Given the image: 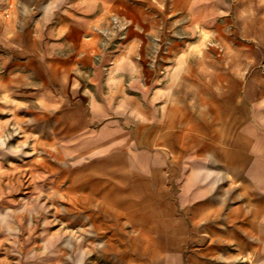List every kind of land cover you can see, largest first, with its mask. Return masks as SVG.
<instances>
[{"label":"crops","instance_id":"0c3cea01","mask_svg":"<svg viewBox=\"0 0 264 264\" xmlns=\"http://www.w3.org/2000/svg\"><path fill=\"white\" fill-rule=\"evenodd\" d=\"M39 2L28 16L26 0H0V70L22 71L8 91L31 88L41 118L25 131L26 165L40 167L31 188L0 186V264H264V25L247 76L226 93L223 58L140 55L162 5L202 31L227 0ZM212 7L220 12L208 20ZM134 20L140 46L130 56L118 26ZM20 196L31 200L15 205ZM65 196L103 206L66 222L48 205Z\"/></svg>","mask_w":264,"mask_h":264},{"label":"rangeland","instance_id":"374dc122","mask_svg":"<svg viewBox=\"0 0 264 264\" xmlns=\"http://www.w3.org/2000/svg\"><path fill=\"white\" fill-rule=\"evenodd\" d=\"M227 1L225 13L220 17V20L209 24L202 31L197 29L195 23L174 19V12H169L168 4L162 5L160 22L155 27L152 25L147 27L148 23H145V35H155V37H145L142 43L145 52L140 55V58L149 63L169 61L211 62L223 58L226 63L225 91L228 93V89L233 87L232 84L236 79L243 83L247 76L250 50L261 47V45L255 44L254 32L259 25H264V0ZM22 6L28 15L32 11L33 13L38 12L40 2L39 0H26V3ZM15 7L17 6H10L6 13L12 12ZM218 12L220 11H217L216 7L208 9L207 19H214ZM131 15H133V11L130 12ZM124 24L118 26V30L122 31V34L119 35V42H123L127 46L129 54L132 56L137 46H140V44H137L136 39L137 21L134 20ZM127 26L129 32L128 37H125L124 33L127 31ZM227 66L230 68H227ZM145 71L149 73L173 72L169 70ZM205 72L209 73V78H215L217 71L209 69ZM19 74H22V71L0 70V186L8 188L13 183L15 189L21 191V194L24 195L23 192L30 189L32 185L28 180L30 172L33 171V174L36 175L40 170L39 166L26 165V160H30V153L26 154L28 150L25 147V131L26 129L29 132L31 129L32 131L39 129L41 118L38 115L36 116V111H38L36 103L31 100L29 95H25V91H29L31 88L22 86L18 88V92L10 93L8 91L6 80L23 79L24 76H19ZM69 74L79 81V79L88 76V71H74V74L73 71H70ZM40 76L41 74L38 71H32L33 79ZM244 106V102L241 101L240 108L242 112L245 110ZM33 138V155L38 154L40 158V152L35 149L36 136ZM34 182L33 185H35ZM63 185H72V181L64 182ZM66 194H71V192ZM0 200L2 205L4 199ZM13 200L15 205L23 206L31 199L20 196ZM100 201H103V199L65 196L58 199H49L48 205L59 208L61 211L58 214L60 219L69 222L73 221L74 216H79V214L74 213L76 209L89 210L90 206H103ZM81 216H85V220H89L90 217L89 214Z\"/></svg>","mask_w":264,"mask_h":264}]
</instances>
